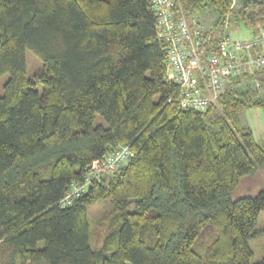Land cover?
I'll return each instance as SVG.
<instances>
[{"label": "trees", "instance_id": "trees-1", "mask_svg": "<svg viewBox=\"0 0 264 264\" xmlns=\"http://www.w3.org/2000/svg\"><path fill=\"white\" fill-rule=\"evenodd\" d=\"M179 4L211 7L219 36L231 23L264 32V0ZM156 25L149 0H0V264H264L251 246L264 188L230 196L264 175V141L240 120L264 107V68L183 109ZM26 50L42 62L32 77ZM121 146L127 162L60 204ZM103 200L92 244L87 207Z\"/></svg>", "mask_w": 264, "mask_h": 264}, {"label": "built area", "instance_id": "built-area-1", "mask_svg": "<svg viewBox=\"0 0 264 264\" xmlns=\"http://www.w3.org/2000/svg\"><path fill=\"white\" fill-rule=\"evenodd\" d=\"M149 1L156 10L158 36L166 45L168 73L178 85L181 108L204 110L224 92L223 77L214 71L217 60L228 66L230 74L240 73L246 67L264 68V43L259 41L264 35L253 39L219 36L197 15L185 14L179 0ZM256 44L262 47L260 54H245ZM130 154L128 146H121L94 161L89 174L81 183L72 185L60 204L70 203L92 179L114 173Z\"/></svg>", "mask_w": 264, "mask_h": 264}, {"label": "rangeland", "instance_id": "rangeland-1", "mask_svg": "<svg viewBox=\"0 0 264 264\" xmlns=\"http://www.w3.org/2000/svg\"><path fill=\"white\" fill-rule=\"evenodd\" d=\"M240 0H233V5L236 7L238 6V2ZM199 19L204 23L206 26L210 27L211 22L213 21L215 14L211 7H208L204 12L198 14ZM225 31L230 36H244L249 37L250 30L248 27L244 25H236L230 24L225 28ZM248 34V35H247ZM25 58L27 64V75L32 77L36 72H38L42 66L41 60L35 56L30 50L25 51ZM9 78L8 73H4L0 75V96L3 93V85ZM244 83L239 85V88H242ZM42 85L37 87L39 92H42ZM241 123L248 127L254 136L255 141L262 145L264 141V107H251L247 109L242 115L240 116ZM95 123H102L104 124L103 119L101 116L97 115L95 119ZM264 188V175L262 172L256 173L252 176L243 177L239 184L235 187L234 190L231 191V198L237 199L242 196H252L255 195L260 189ZM112 203L108 200H103L100 203H96L87 207V214L88 217L92 221V229H93V239L92 244H97L98 239L103 232L104 222L103 220L99 219L100 214L107 213L108 210L111 209ZM133 210V206L129 208V211ZM256 234L255 238L251 240V246L254 249L255 256L254 260H259L261 255L264 251V210L260 213L258 222L256 225Z\"/></svg>", "mask_w": 264, "mask_h": 264}, {"label": "bare ground", "instance_id": "bare-ground-1", "mask_svg": "<svg viewBox=\"0 0 264 264\" xmlns=\"http://www.w3.org/2000/svg\"><path fill=\"white\" fill-rule=\"evenodd\" d=\"M149 3H150V1H149ZM151 7H152V5H151ZM152 9L154 10V13L156 15V10L153 7H152ZM262 35H264V32H261V33H258L256 35H254V36H249V37H246V38H252L253 39V38H256V37H261ZM259 41L261 43H264V39L263 38H259ZM261 51H262L261 45L260 44H256V45H253L252 47H250L248 50H246L245 54H249L251 56H257L258 54L261 53ZM255 69H262V68L246 67L240 73L230 74V69L228 68V66L222 60H217L216 63L214 64L215 73L218 76L223 77L222 80H223V83H224V92L226 91L227 86L230 84L231 80H233V79H235L237 77H241L242 74L250 73V72H252ZM224 92L220 96H222L224 94ZM219 97L216 100H214L213 102H211L210 105L216 103L218 101ZM193 110H195V109H193ZM91 168H92V166H91Z\"/></svg>", "mask_w": 264, "mask_h": 264}]
</instances>
